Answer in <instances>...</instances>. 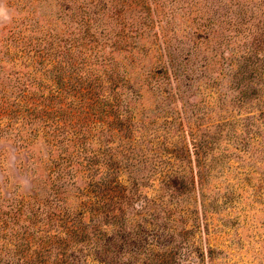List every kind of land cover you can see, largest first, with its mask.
<instances>
[{
  "label": "rangeland",
  "instance_id": "rangeland-1",
  "mask_svg": "<svg viewBox=\"0 0 264 264\" xmlns=\"http://www.w3.org/2000/svg\"><path fill=\"white\" fill-rule=\"evenodd\" d=\"M96 1L0 0V90L50 30L115 69L90 117L0 121V264H264V0Z\"/></svg>",
  "mask_w": 264,
  "mask_h": 264
},
{
  "label": "trees",
  "instance_id": "trees-1",
  "mask_svg": "<svg viewBox=\"0 0 264 264\" xmlns=\"http://www.w3.org/2000/svg\"><path fill=\"white\" fill-rule=\"evenodd\" d=\"M66 1L76 7L73 9L68 3L63 2L59 4L60 10L72 11V15L79 16L73 12L81 9L84 14L79 16L82 25L90 24L89 22L97 18V13L94 12V8L97 7L96 0H92V7H90L89 0ZM48 33L45 37L52 38L51 47L45 48L46 52L41 61H37L38 59L34 57L30 59L34 70L32 75L39 77L41 83L26 79L20 82L21 85L15 90L13 88V91L1 87L3 89L0 90V121L8 120L7 126L20 125L22 129L32 121L54 122L58 120L56 116L62 113L70 114L75 105L81 107L85 115L90 117L93 106L104 107L109 103L106 96H101L96 92L100 89L102 80L107 77L106 70L109 68L114 71L115 69H111L104 62H92L87 52L82 48L78 50L73 44L58 42L54 48V32L50 30ZM5 49L6 51H0V64L16 60L6 61L4 57L10 52L8 44ZM39 66L41 68L37 69ZM113 80L106 79L110 85L114 84L115 80ZM111 89L112 87L109 88ZM35 128L34 131L37 133L39 129ZM22 144L26 148L31 145V143ZM78 233H81V230L76 227L74 234ZM102 252L100 250L98 254Z\"/></svg>",
  "mask_w": 264,
  "mask_h": 264
},
{
  "label": "clouds",
  "instance_id": "clouds-1",
  "mask_svg": "<svg viewBox=\"0 0 264 264\" xmlns=\"http://www.w3.org/2000/svg\"><path fill=\"white\" fill-rule=\"evenodd\" d=\"M6 10L3 7H0V19H8Z\"/></svg>",
  "mask_w": 264,
  "mask_h": 264
}]
</instances>
